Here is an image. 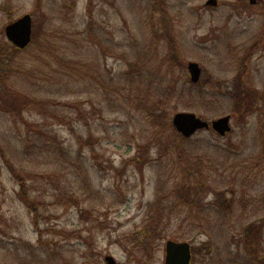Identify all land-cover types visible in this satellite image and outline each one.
Instances as JSON below:
<instances>
[{
    "label": "rangeland",
    "instance_id": "obj_1",
    "mask_svg": "<svg viewBox=\"0 0 264 264\" xmlns=\"http://www.w3.org/2000/svg\"><path fill=\"white\" fill-rule=\"evenodd\" d=\"M208 1L0 0V83L58 103L46 119L25 113L43 124L36 133L0 113L16 165L52 175L37 176L36 219L0 155V264H165L169 240L237 264L230 257L264 246L252 228L264 215V0ZM25 15L33 43L17 52L5 28ZM190 62L203 71L200 94ZM178 113L231 116L232 131H201L165 155L156 142L179 141L164 126ZM192 185L201 191L188 194ZM148 218L166 228L158 249L139 246Z\"/></svg>",
    "mask_w": 264,
    "mask_h": 264
},
{
    "label": "trees",
    "instance_id": "obj_2",
    "mask_svg": "<svg viewBox=\"0 0 264 264\" xmlns=\"http://www.w3.org/2000/svg\"><path fill=\"white\" fill-rule=\"evenodd\" d=\"M259 3H261V2H259ZM13 50L17 51V52H22V51L15 49L14 47H13ZM1 57H3V56H1ZM246 75H247V73L243 72V74L241 76L242 81ZM188 83L192 85L191 82L188 81ZM192 86H193V89H195L198 92V94L201 93V91H202V89H201L202 85L201 84H199V86L198 85H192ZM240 86H242V85L240 84L239 87ZM247 91L248 90H244V94L247 93ZM170 92H172L174 97H183L186 94L182 89L174 90L172 88L170 90ZM228 93H229L228 95L232 96L231 92H228ZM57 105H58L57 102L52 103L50 101H45L43 103V102H39L36 99L32 98L30 95L13 93V90L8 89V86L6 85V83H0V113H2L5 116H8L10 119H14V120H16V115H19V119H21L23 121V126L25 127L28 134L33 133V132L36 133V131H34L33 127L35 125H43V124H40V123L31 124L28 120L25 119V117H24L25 113H27V112L32 113L33 111H35V112L40 113V115L44 119H46L45 117L48 116V110H52V108L56 107ZM67 105L70 108L73 107L71 104H67ZM245 111L243 110L242 112L246 113ZM159 113L162 114L164 112L162 111V109H160ZM56 118L59 119L60 117L56 116ZM164 126H166V129H167L169 136L171 138H175V139L179 140V141H157L156 142V145H158L157 147H159V148L161 147L160 148L161 152L163 150V147L165 148V155H167L170 148L173 151L174 150L173 148L177 143L187 142L188 139H185L183 136H181L174 129V126H173V130H172L169 119L166 122H164ZM163 137H166V135L164 134ZM180 140H183V141H180ZM40 148L42 151L43 147H40ZM7 151L8 150H6V148L2 147V142H0L1 158L5 162L6 167L9 170L11 176L14 178V180L17 183L16 184L18 187L17 197L20 200V202L23 204V206L29 211V214L32 215L34 218L38 219V218L42 217L41 209L39 207L43 206V199H42V195H41L40 184L37 181V176L38 177L40 176L42 178V180L44 181V183L47 184L50 182L52 175H50L49 172H45L44 173L45 175L41 176V174H43V173H41L40 170L28 171L24 167L19 168L14 161L13 153L11 151H8V152ZM8 153H10V154H8ZM161 160H160V162H161ZM195 160L196 159H194V158H190L189 160H187V163H189V165H192V163ZM137 161H139V160L137 159L136 162ZM197 170L201 171L200 169H197ZM38 172H40V173H38ZM177 190H179V189H177ZM197 190L201 191V188L197 187L195 185H192V188H190V191L188 192V194L192 191L197 192ZM33 194H34V196H33ZM157 203H159V201H157L156 204ZM185 205L186 204H184V206ZM144 225L145 226H144L143 230L140 232V238L141 239H140L139 246H140V244H142V246L150 247V244L151 245L154 244L156 246L155 249H158L161 240L164 239L163 235L165 236V234H166V228L162 227V225L159 222H157L156 220L149 219V218L147 219V222L144 223ZM198 254L201 255L200 259L197 258V251L195 249H193V264H210L212 262V258L209 259V255L211 254V252L210 253L208 252L207 254H202L201 252H199ZM248 254H249V256H246V255H244L242 257L237 256V259H235V260H234V258L230 257V261L231 262L237 261V262H235L237 264H253V262H256V259L252 258L255 256V254L252 250L251 244H250V251ZM231 256H233V255H231ZM258 256L259 255H257V258H258ZM261 264H264V262H261Z\"/></svg>",
    "mask_w": 264,
    "mask_h": 264
},
{
    "label": "water",
    "instance_id": "obj_3",
    "mask_svg": "<svg viewBox=\"0 0 264 264\" xmlns=\"http://www.w3.org/2000/svg\"><path fill=\"white\" fill-rule=\"evenodd\" d=\"M257 0H251L255 5ZM207 6H218L217 0H209ZM34 24L31 15H25L5 28V36L11 45L16 49L24 51L33 42ZM188 71L191 82L198 84L202 77V69L198 63L190 62ZM173 126L176 131L186 139H190L198 132L212 128L221 137L231 133V116H227L213 121L211 124L193 113H178L173 117ZM165 264H192L191 245L186 242H176L169 240L165 247ZM105 264H118L117 261L107 256Z\"/></svg>",
    "mask_w": 264,
    "mask_h": 264
},
{
    "label": "flooded vegetation",
    "instance_id": "obj_4",
    "mask_svg": "<svg viewBox=\"0 0 264 264\" xmlns=\"http://www.w3.org/2000/svg\"><path fill=\"white\" fill-rule=\"evenodd\" d=\"M263 204H264V196H263ZM260 213H262V212L257 210V212H255V215H260ZM258 224H259V226H258ZM252 228H254L255 232L257 233V236H258V234H260V232H262V230H264V215H261L260 218L254 222ZM257 241H259V240H257ZM251 246H252V250L255 254L254 258H257V253L264 252V248H263L264 246H261V244L257 245L255 242V243L251 244Z\"/></svg>",
    "mask_w": 264,
    "mask_h": 264
}]
</instances>
